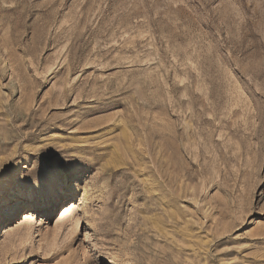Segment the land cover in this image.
Masks as SVG:
<instances>
[{
    "label": "rangeland",
    "instance_id": "obj_1",
    "mask_svg": "<svg viewBox=\"0 0 264 264\" xmlns=\"http://www.w3.org/2000/svg\"><path fill=\"white\" fill-rule=\"evenodd\" d=\"M58 158L0 264H264V0H0V173Z\"/></svg>",
    "mask_w": 264,
    "mask_h": 264
},
{
    "label": "snow or ice",
    "instance_id": "obj_2",
    "mask_svg": "<svg viewBox=\"0 0 264 264\" xmlns=\"http://www.w3.org/2000/svg\"><path fill=\"white\" fill-rule=\"evenodd\" d=\"M75 160L58 158L45 164L43 161L32 174L26 169L16 172L9 181L0 173V216L5 212H32L56 205L71 195L77 180Z\"/></svg>",
    "mask_w": 264,
    "mask_h": 264
},
{
    "label": "bare ground",
    "instance_id": "obj_3",
    "mask_svg": "<svg viewBox=\"0 0 264 264\" xmlns=\"http://www.w3.org/2000/svg\"><path fill=\"white\" fill-rule=\"evenodd\" d=\"M74 190H75V188H74ZM74 190H73V191H74ZM5 213H7V212H5Z\"/></svg>",
    "mask_w": 264,
    "mask_h": 264
}]
</instances>
